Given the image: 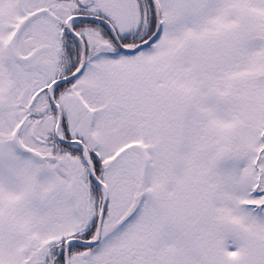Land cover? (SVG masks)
<instances>
[{"label": "snow or ice", "instance_id": "6c2138e0", "mask_svg": "<svg viewBox=\"0 0 264 264\" xmlns=\"http://www.w3.org/2000/svg\"><path fill=\"white\" fill-rule=\"evenodd\" d=\"M0 264H264V0H0Z\"/></svg>", "mask_w": 264, "mask_h": 264}]
</instances>
